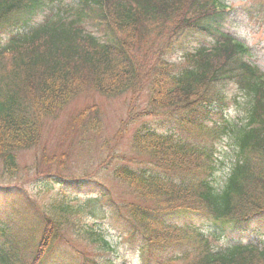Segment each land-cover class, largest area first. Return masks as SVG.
I'll return each instance as SVG.
<instances>
[{"label": "trees", "instance_id": "16d2710c", "mask_svg": "<svg viewBox=\"0 0 264 264\" xmlns=\"http://www.w3.org/2000/svg\"><path fill=\"white\" fill-rule=\"evenodd\" d=\"M224 1L0 0V37L8 34L0 45V179L13 181L20 170L19 151L39 156L45 119L83 97L87 84L108 97L131 90L132 99L112 138H103L98 105L82 108L67 123L77 144L97 146L98 156L85 158L84 166L110 168L113 186L124 188L121 202L103 190L86 202L51 185L36 195L22 190L20 205L32 216L0 224V264H50L63 243L77 252L81 264H115L100 223L106 220L103 199H109L112 217L123 218L150 241L152 252L172 247L179 251L173 259L181 264H264V240L216 247V239L199 228L169 221L173 213L193 208L215 224L238 227L264 213V71L250 59L251 48L216 26L225 17ZM259 7L264 11V0ZM189 27L218 33L214 52L200 51L189 57L192 65L169 69L159 62L160 50ZM229 82L243 94L242 102L234 97L238 115L217 129L207 126L211 111L187 121L197 142L141 125L128 150L119 147L115 137L142 114L133 106L145 85L155 109L194 114L201 101L215 99L213 113L219 119ZM221 134L232 143L224 158H236L229 173L219 172L223 163L215 140ZM65 160V152L43 157L45 173L52 176L53 165L64 171ZM47 193L51 197L44 199Z\"/></svg>", "mask_w": 264, "mask_h": 264}, {"label": "rangeland", "instance_id": "374dc122", "mask_svg": "<svg viewBox=\"0 0 264 264\" xmlns=\"http://www.w3.org/2000/svg\"><path fill=\"white\" fill-rule=\"evenodd\" d=\"M228 7L230 8V18L226 21V26L228 29L237 37L245 40L248 45H250L253 48V59L258 63L259 67L264 71V24H261L259 22L260 18L256 16L254 10V6L257 5V2L255 0H226ZM252 12H248V11ZM5 40V36L2 37L0 40ZM197 45L196 38L191 37V41L187 45L189 48L194 47ZM180 53L179 55H181ZM178 54H175L173 58L177 59L179 57ZM229 92L232 93V98L237 96V101L242 102L243 98L239 95L238 91L232 86V88H229ZM101 96V97H100ZM95 95L93 102H96L99 104L102 112L104 113L103 116V122L105 126V131L103 138L109 137L113 134L116 127H118L120 121L126 116L127 110L129 108V96L128 94H116L112 97L108 96H102V95ZM88 101V100H86ZM136 102L138 103V107L144 108L146 104L149 102V92L145 90L144 92H141L139 96L136 99ZM77 102H74L70 105V107L73 106V108L77 107ZM82 104V103H81ZM80 104V105H81ZM79 105V106H80ZM237 102L231 100L230 106L232 108V113L238 114V108L236 109ZM65 110V112L61 113L60 117H56L55 119H45V122L43 123V137L42 142L39 147V152H41L44 156H50L51 154H59L60 152L66 153V161L65 163L61 164L65 171H57L58 169H53L55 173H62L69 177H78L80 178L83 176L85 171H89V176L84 177V179L93 181L95 178L100 180L103 184L107 185L110 190L109 196L112 197L118 201L121 202V196H123V190L124 188L121 187L120 184L116 183V186H113L115 183L109 170L102 169L100 172L95 173V171H90L91 168H88L85 170V168H81L80 165L85 162L83 161L86 157H79L78 153L81 150V147L79 144H77L76 141L73 140L71 134L69 131H66V119L69 116L68 114L71 112L69 108ZM157 120H156V119ZM153 119L147 118L150 120L151 124L155 127H158L160 129H167L169 125H159L162 121L164 124L169 123L168 121L162 120L164 118L163 116H157ZM134 128V127H133ZM132 128V129H133ZM128 135L127 138L122 140L121 142V148L127 149L128 147ZM97 149V146L94 145L92 147V150L88 153V155H93V157H97L98 155L95 153ZM217 150L218 153L223 155L225 157V153L231 150L230 142L227 138L221 139L220 142L217 143ZM40 153V155H42ZM18 159L19 164L22 168V170L19 172V175L16 176V179L13 180V182L16 183H7V181H4L5 179H0V218L1 220L8 219V222H11L13 217L10 216L11 209L4 206L5 196L6 194L3 189L4 187H16L20 185L24 190L28 191L29 193L34 194V191H37L41 184H39L36 180L40 179L41 176H38L36 173V155L34 150H25V151H19L18 152ZM97 163V162H96ZM232 163V160L230 158H224V167L221 168L219 171L220 173H223L225 170V173L227 172L228 168L230 167V164ZM94 167V166H93ZM45 168V167H43ZM94 170V169H93ZM3 174L2 169V163L0 162V175ZM83 179H79L77 181H80ZM59 185L55 183L53 185V189L55 192L59 191ZM13 189V188H12ZM73 188H68V191L72 192L73 194L79 196V197H87L92 190H98L100 189L99 186H96L93 184H89L87 186H82L80 190H71ZM105 189V188H104ZM107 190V189H105ZM12 193V192H11ZM95 194V193H94ZM14 197H16V193H13ZM46 197H49L46 195ZM14 200V198H11ZM110 205L111 203L108 201H104L103 208L105 210V214H108L106 217V220L101 223V226L106 228V233L110 236V238L113 239V243L116 244V251L114 254V257L119 260L123 261L126 260L130 264H138V260L135 257V252L138 253L140 248V240L138 237L135 238H129L128 232L126 230L125 224L117 220L116 218L112 217L110 215ZM8 213V214H7ZM194 218V222L196 223H202L204 228L210 231L222 230V227L219 228L215 224L203 220L202 217H196V216H190ZM173 221L182 224L183 222H188V218L186 217H175L173 218ZM221 237L222 240L225 242H238V241H244L246 239H259L264 237V217L257 218L252 220L250 223H248L245 226H242V228H232V227H226L223 231H221ZM128 239H134L131 245V243L128 241ZM60 246L65 250V256L66 260L65 262H59V261H52L50 264H77L78 262V256L76 257L73 254L72 249H68L64 244H60ZM171 252V249H168L166 253ZM57 257H63L58 252L56 253Z\"/></svg>", "mask_w": 264, "mask_h": 264}]
</instances>
